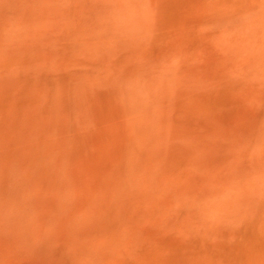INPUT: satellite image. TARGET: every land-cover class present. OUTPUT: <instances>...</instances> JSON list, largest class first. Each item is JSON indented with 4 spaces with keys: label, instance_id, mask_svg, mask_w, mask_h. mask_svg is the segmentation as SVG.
<instances>
[{
    "label": "rangeland",
    "instance_id": "rangeland-1",
    "mask_svg": "<svg viewBox=\"0 0 264 264\" xmlns=\"http://www.w3.org/2000/svg\"><path fill=\"white\" fill-rule=\"evenodd\" d=\"M0 264H264V0H0Z\"/></svg>",
    "mask_w": 264,
    "mask_h": 264
}]
</instances>
